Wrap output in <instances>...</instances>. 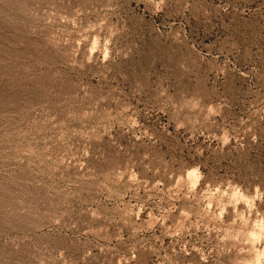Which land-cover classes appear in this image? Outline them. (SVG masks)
Listing matches in <instances>:
<instances>
[{
  "label": "rangeland",
  "instance_id": "obj_1",
  "mask_svg": "<svg viewBox=\"0 0 264 264\" xmlns=\"http://www.w3.org/2000/svg\"><path fill=\"white\" fill-rule=\"evenodd\" d=\"M256 185L264 0H0V264H248Z\"/></svg>",
  "mask_w": 264,
  "mask_h": 264
},
{
  "label": "clouds",
  "instance_id": "obj_2",
  "mask_svg": "<svg viewBox=\"0 0 264 264\" xmlns=\"http://www.w3.org/2000/svg\"><path fill=\"white\" fill-rule=\"evenodd\" d=\"M160 3L163 4L164 0H160ZM189 168L195 170L192 173L193 175L196 174V172L201 173V177L203 179L205 173L201 171L199 164H195ZM224 187H227L228 189V191L224 192L225 196H228L230 192H233V185L230 182L226 185H221L219 188H217V191H221ZM251 192L255 199L242 195L241 188L236 187L234 189V194L232 195V199L235 201V204L232 205V207L242 211L244 205H246L248 208H251L254 202L259 204L261 201H264V194L261 193L259 185L254 186ZM260 211L261 214H264V209H260ZM253 215L255 217V213ZM257 230L262 234V240H264V226H257ZM248 264H264V254L260 255L259 259L249 261Z\"/></svg>",
  "mask_w": 264,
  "mask_h": 264
}]
</instances>
